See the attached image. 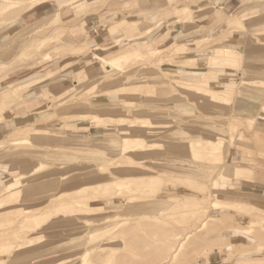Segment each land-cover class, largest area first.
Wrapping results in <instances>:
<instances>
[{"label":"rangeland","instance_id":"1","mask_svg":"<svg viewBox=\"0 0 264 264\" xmlns=\"http://www.w3.org/2000/svg\"><path fill=\"white\" fill-rule=\"evenodd\" d=\"M225 1L0 0V264H264V0Z\"/></svg>","mask_w":264,"mask_h":264},{"label":"crops","instance_id":"2","mask_svg":"<svg viewBox=\"0 0 264 264\" xmlns=\"http://www.w3.org/2000/svg\"><path fill=\"white\" fill-rule=\"evenodd\" d=\"M172 1V0H171ZM235 0H227V1H225V4L223 5V7H220L219 8V10H222V11H229V9H234L233 8V5H232V3L234 2ZM46 3L44 2L43 4H41V5H39V6H36L35 8H33L32 10H30V12L31 11H33V16H41V15H43V14H45V15H48V12H49V9L50 8H53L54 6L53 5H45ZM138 4H141V2L140 1H138ZM86 8V7H85ZM236 11V10H235ZM216 12H218V11H216ZM231 14H233V12L232 13H230V14H227V16H230ZM218 15V13H216V16ZM93 20L92 21H88L87 22V28H88V32H89V34H91V36L94 38V39H97L98 38V36L100 35V32L99 33H97L98 32V30H100V28L102 27L101 26V24H99V23H97V21H98V19H97V17H93L92 18ZM108 20L106 21L107 22V24H109V26H111V23L112 24H114V25H116V23H118V22H120V21H122V20H120V21H115V19L114 18H107ZM96 22V23H95ZM96 24H98V25H96ZM108 27V26H107ZM103 28H104V26H103ZM110 40V37H108V38H106V39H104L103 41L101 40L100 41V43H98V44H100V45H102L103 43H108V41ZM53 86V85H52Z\"/></svg>","mask_w":264,"mask_h":264},{"label":"bare ground","instance_id":"3","mask_svg":"<svg viewBox=\"0 0 264 264\" xmlns=\"http://www.w3.org/2000/svg\"><path fill=\"white\" fill-rule=\"evenodd\" d=\"M245 1V0H244ZM243 1V2H244ZM242 2V3H243ZM251 2V1H250ZM245 3V2H244ZM242 5V4H241ZM239 11V9H237L235 12H233V14L234 13H239L238 12ZM236 14V15H237ZM232 15V14H231ZM55 19V18H54ZM218 21V19L216 18L215 19V21ZM135 23V22H134ZM133 23V24H134ZM147 31V30H146ZM227 50V49H226ZM225 50V51H226ZM221 55V54H220ZM117 58V57H116ZM123 59H125V61H126V57H124V56H120V57H118L115 61L117 62V61H121V60H123ZM114 61V62H115ZM124 61V60H123ZM112 63V62H111ZM25 89V88H24ZM22 90V89H21ZM24 141V140H23ZM94 141V140H93ZM17 142L18 141H16V140H10V144H7L6 146H4V148H2V149H4V150H2L1 152L3 153V156H4V154H6V153H4L3 151H5L6 150V152L8 153V152H10V151H12V153L13 152H15V151H17V146H18V144H17ZM25 142V141H24ZM95 142V141H94ZM11 153V154H12ZM125 183H127V182H125ZM66 185V184H65ZM196 205V204H195ZM212 205L214 206V203H212ZM174 208H175V210L177 209L178 210V208L176 207V206H174ZM183 213V212H182ZM185 213V212H184ZM185 216V215H184ZM203 216V215H202ZM202 216H199L200 218L199 219H201L202 218ZM197 217V216H196ZM203 219V218H202ZM195 220H198V217L195 219ZM204 221H202V223H200V224H195V226L194 227H192V228H190V229H188L187 228V230L185 229L184 231H186V232H184L183 231V235L182 234H180L179 236L180 237H182L183 236V238L181 239V240H186L187 238H189L190 236H192L193 234H195V232H197L198 230H200L203 226H204V223H203ZM136 224L137 225H139V220L138 221H136ZM246 227V226H245ZM133 230H135V227H134V225L132 226V227H130L129 228V230L128 231H133ZM170 239H172V241H173V239L174 238H170ZM179 242V239L177 238L176 240H174V242ZM170 242V241H169ZM187 242V241H186ZM183 243V242H182ZM181 243V244H182ZM184 243H185V241H184ZM183 243V244H184ZM177 245V244H176ZM177 247V246H176ZM181 247V246H180ZM174 250H175V247H174ZM173 252V251H172ZM176 252V250L173 252V253H175ZM175 255V254H174ZM14 259V258H13ZM169 259H170V257H169ZM11 262H12V260H11V258H9L8 260H7V264H11ZM75 264H78V263H75ZM80 264V263H79ZM158 264H163V263H161V262H159Z\"/></svg>","mask_w":264,"mask_h":264}]
</instances>
